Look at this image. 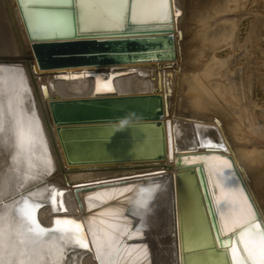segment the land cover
Instances as JSON below:
<instances>
[{
    "label": "bare ground",
    "instance_id": "obj_1",
    "mask_svg": "<svg viewBox=\"0 0 264 264\" xmlns=\"http://www.w3.org/2000/svg\"><path fill=\"white\" fill-rule=\"evenodd\" d=\"M248 2L170 0L171 22L158 25L154 31L159 34L154 35L172 40L173 58L41 69L33 44L103 40L125 33L117 32L124 23L98 17L103 5L81 3L87 30L76 34L70 10L61 0H22L25 13L19 0H0V240L6 238L11 245L8 253L0 249V264H176L170 236L172 188L166 182L178 171L191 169L217 247L227 250L230 264L232 248L221 240L233 241L246 257L237 236L248 231L246 239L256 241L260 233L253 231L255 223L264 229V125L256 121V105L250 100L253 76H243V68L230 71L236 57L222 60L216 53L239 47L240 24L250 14L239 11ZM167 6L166 0L141 5L145 21L167 19ZM250 30L249 43L264 31V18L255 15ZM249 43L241 48L246 51ZM205 58L203 66L195 65ZM193 63L196 68L190 69ZM13 81L16 94L10 89ZM154 94L163 101V116L157 121L163 123L164 158L67 162L53 120V102ZM157 147L160 150L159 143ZM145 177H161L157 182L164 190L157 194V185L136 184L131 189H91L82 195L89 205L104 206L105 225H100L99 240L91 243L75 190ZM151 198L156 200L153 204ZM173 199L175 203L174 187ZM133 202L145 208L126 215ZM118 204L122 205L117 211ZM245 204L251 205L256 220L236 228L247 216ZM33 205H42L32 215L45 229L58 227V219L81 224L88 247L78 246L79 237L73 233L29 234L32 225L20 209L31 210ZM134 220L140 223L136 233Z\"/></svg>",
    "mask_w": 264,
    "mask_h": 264
},
{
    "label": "water",
    "instance_id": "obj_2",
    "mask_svg": "<svg viewBox=\"0 0 264 264\" xmlns=\"http://www.w3.org/2000/svg\"><path fill=\"white\" fill-rule=\"evenodd\" d=\"M166 1L168 17L165 20L145 21L137 25L124 23L121 31L117 32L125 33L109 34V37L103 40L33 44L36 61L41 69H52L173 58L175 54L172 40L154 35L159 34L158 31H154L158 25L171 22L170 0ZM19 3L25 13L22 0H19ZM68 10L72 15L74 28H79L81 26L79 4L73 3L68 6ZM29 33L32 36L31 30ZM51 111L69 164L112 163L158 157L162 159L166 154L163 123L157 121L163 116V101L159 95L53 102ZM158 143L161 146L160 150L157 147ZM159 178L161 177H145L75 190L91 243L99 240L101 226L105 225V214L103 205L93 207L85 201L87 197L83 199L82 195L86 191L105 189L104 187L131 189L137 184L145 188L157 185L158 194L160 189L164 190L163 185L157 182ZM166 183L172 188L170 236L174 243L176 264H230L227 250L216 245L195 171L193 169L178 171L174 180L170 177ZM155 201V198H151L149 202L153 204ZM139 203L130 204L128 209H132V212L129 213L127 209L126 215L139 213L140 209L143 211L145 207ZM121 205L118 204L117 211ZM138 225L140 223L134 220L132 226L134 233L140 230ZM130 230L131 227L126 233ZM129 241L130 239L127 243Z\"/></svg>",
    "mask_w": 264,
    "mask_h": 264
},
{
    "label": "snow or ice",
    "instance_id": "obj_3",
    "mask_svg": "<svg viewBox=\"0 0 264 264\" xmlns=\"http://www.w3.org/2000/svg\"><path fill=\"white\" fill-rule=\"evenodd\" d=\"M149 2V0H61L62 6H71L73 3H89V4H100L105 6V10L102 13H97L98 17L104 18L108 21H115L120 23H131L132 25H137L145 22L146 17L141 9V5ZM179 14V13H177ZM86 21H81V26L79 28H74L76 34L81 31H86L84 28V23ZM227 164V161H224ZM62 196V193L60 194ZM42 205H33L31 210L20 209L21 214L24 218L32 225L29 228V234H34L37 237L43 236L48 232H59V233H73L79 237L77 240V245L83 248H87L86 238L83 234V226L74 220H56L55 223L58 227L48 230L39 225L38 221L33 218L32 213L36 211ZM245 209L247 211V216L244 217L240 223L235 224L234 227L239 228L246 226L250 222L256 220V214L251 208L250 204H245ZM6 219V217H5ZM253 231H259L260 235L256 241H248L246 238L249 236L248 231L241 232L237 236V240L242 242L244 247L243 251L246 253V257L241 256V249L233 246V241H223L221 244L224 247H231L233 253V264H264V229L261 228L259 223H255V228ZM0 249L3 252L8 253L11 249L10 242L5 238L0 240Z\"/></svg>",
    "mask_w": 264,
    "mask_h": 264
},
{
    "label": "rangeland",
    "instance_id": "obj_4",
    "mask_svg": "<svg viewBox=\"0 0 264 264\" xmlns=\"http://www.w3.org/2000/svg\"><path fill=\"white\" fill-rule=\"evenodd\" d=\"M236 2L241 0H235ZM239 13H250L247 18H244L240 24L239 28V36H238V43L239 47L232 51L229 48H225L224 50H220L216 53L219 59L226 60L229 58L236 57L235 63L230 65L229 70L235 72L238 69L243 68V76L251 77L253 76L254 79V90L253 95L250 96V100L256 105L254 114L256 117V121L259 125H264V31H260L258 33V38L253 39L249 43V34L252 22L255 19V15H260L264 18V0H249L246 4L245 8H243ZM254 15V17L252 15ZM248 42L250 45L245 51L244 48L242 49L241 46H244ZM207 61L205 58L202 62L197 63L195 65L203 66V64ZM201 62V61H200ZM193 65V66H191ZM190 64V69L196 68V66ZM13 83L10 85V89L15 92H18L16 88H13ZM13 92V93H14ZM196 94V93H195ZM197 95V94H196ZM14 96V94H13ZM199 96V95H197ZM227 101H233L232 97H228ZM183 114H188L187 110H183ZM263 141L259 143L260 147L262 146Z\"/></svg>",
    "mask_w": 264,
    "mask_h": 264
}]
</instances>
